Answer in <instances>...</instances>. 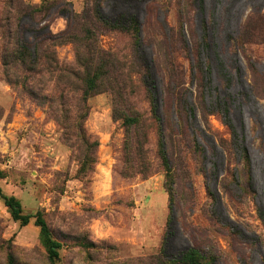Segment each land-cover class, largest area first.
<instances>
[{
	"label": "rangeland",
	"instance_id": "obj_1",
	"mask_svg": "<svg viewBox=\"0 0 264 264\" xmlns=\"http://www.w3.org/2000/svg\"><path fill=\"white\" fill-rule=\"evenodd\" d=\"M6 1L0 0V187L5 195L21 201L25 214L44 215L53 237L62 244L59 264H167V258L180 257L192 246L190 235L208 244L203 251L216 257L214 264H243L242 259L264 264V217L260 218L251 194L243 193L242 200L235 202L223 189L234 161L225 150L232 134L218 116L208 117L209 128L204 126L196 80L187 78L188 101L195 112L192 131L205 149L207 177L193 178L195 195L190 205L182 195L185 190L179 188L178 207L170 223V196L156 157V136L152 134L146 148L152 174L126 176V128L114 118L111 91L94 94L82 103L77 79L70 81V88L59 77L57 83H48L47 90L35 87L37 97L21 85L7 82L2 51L13 43L6 37L14 34V27L2 22ZM43 1L24 3L41 5ZM63 1L76 13L87 6L86 0ZM152 1L158 7L153 19L156 28L166 20L170 27L176 26L179 16L187 11L188 0H106L101 10L109 19L123 13L135 16L144 28ZM194 11L195 31L203 43L201 62L208 102L221 106L234 129L238 150L248 151L256 200L264 211V80L251 72L253 64L264 74V0H196ZM70 18L68 13H54L35 26L38 33L28 32L26 39L33 42L49 31L60 33ZM248 22L253 29L246 31ZM241 38L257 45L242 48ZM131 42L127 34L111 32L100 37L99 45L123 60L131 56ZM141 51L153 66V47L145 44ZM57 54L60 65L76 69L73 45L59 47ZM182 63L190 70L187 62ZM153 75L162 115L163 77L155 70ZM132 89L137 95L131 102L147 119L150 107L136 77ZM43 93L49 97L46 103L37 100ZM52 113L68 121H58ZM77 123L95 149L85 161L86 148L77 133L72 136L67 132ZM34 222L25 227L15 222L0 196V264H6L9 248H13L18 264H52ZM235 231L241 235L233 238Z\"/></svg>",
	"mask_w": 264,
	"mask_h": 264
},
{
	"label": "trees",
	"instance_id": "obj_2",
	"mask_svg": "<svg viewBox=\"0 0 264 264\" xmlns=\"http://www.w3.org/2000/svg\"><path fill=\"white\" fill-rule=\"evenodd\" d=\"M24 1L7 0L6 7L1 13L2 22L14 27V34L6 37L13 43L5 45L2 51L3 72L8 83L21 85L27 92L37 97L35 87L39 86L47 90L48 83H57L59 77L60 80L64 78L70 88V81L77 79L81 92L79 100L82 103H86L94 94L111 91L114 98V118L121 121L126 128L124 143L126 176L149 177L152 174V164L146 148L152 134L156 136V157L165 173V188L170 196L171 223L175 207H178L179 188L183 187L185 190L182 195L186 204L190 205L192 196L195 195L193 178L196 175L207 177L205 149L201 147L192 131L195 112L188 101L190 90L187 87V78L192 77L197 84V100L202 110L204 126L209 128L208 117L218 116L232 134L228 149L222 146L234 159L224 177L223 189L228 199L235 202L242 200L243 193L251 194L259 216L263 219L264 211L256 200L257 192L253 184L248 151L238 150L234 129L223 115L221 106L217 103L213 106L208 102L206 76L201 62L203 43L195 31L192 15L194 7L196 8V0L193 2L188 0V4L186 2L187 11L179 16L176 26L170 27L166 20V24L159 23L158 28L154 27L153 21L158 7L153 1L148 3L147 13L150 19H147L144 28L135 16L127 13L118 14L112 19L105 17L101 7L106 0H86L87 6L82 13H76L70 4H65L63 0H44L41 5L26 4ZM18 6L20 8L14 11ZM54 13H59V16L70 14L71 18L66 30L57 34L49 31L46 35L36 37L33 42H29L26 34L38 33L35 31V26L45 23ZM167 26L170 33L167 32ZM250 29L253 28L249 27L248 22L244 30ZM111 32L127 34L130 37L132 41L130 58L124 57L122 60L116 53H107L100 49V37ZM69 44L75 49L76 69L63 67L58 61V48ZM145 44L153 47L156 53L153 66L148 63L141 51ZM239 44H242V48L257 45L251 39L245 38H241ZM156 47L159 48V54ZM181 60L189 64L190 70ZM251 68L254 76H260L264 80V74H260L253 64ZM154 70L162 75L164 82L162 115L155 92ZM17 73H24L26 76H19ZM135 77L141 88L143 87L150 107V116L147 119L131 102V98L137 95L135 89H132ZM48 99V95L43 93L37 100L46 103ZM52 114L58 121L65 123L68 121L57 117L55 113ZM67 132L77 133L76 137L80 144L83 143L86 148L83 159L87 160L95 149H92V145L86 141L83 127L77 123L73 131ZM2 175L0 173V181L3 179ZM207 192L215 201L216 196L209 186ZM0 196L15 222L25 227L35 219V226L40 229L41 242L50 263L59 264L62 244L53 237L44 215L41 212L35 216L25 214L21 201L14 196L5 195L1 187ZM236 235L241 233L235 231L232 234L233 238ZM190 238L192 246L180 257L167 258V264H214L217 261L215 256L203 251V247L208 245L205 241L199 242L193 235H190ZM242 260L243 264H251L246 259ZM6 264H18L13 248L8 249Z\"/></svg>",
	"mask_w": 264,
	"mask_h": 264
}]
</instances>
